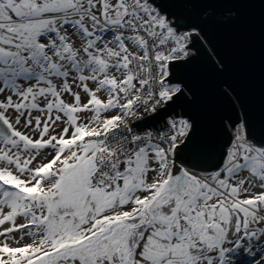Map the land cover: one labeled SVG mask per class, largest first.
Masks as SVG:
<instances>
[{"label":"snow or ice","instance_id":"snow-or-ice-1","mask_svg":"<svg viewBox=\"0 0 264 264\" xmlns=\"http://www.w3.org/2000/svg\"><path fill=\"white\" fill-rule=\"evenodd\" d=\"M257 3L0 0V264H264V99L210 149L191 111Z\"/></svg>","mask_w":264,"mask_h":264},{"label":"water","instance_id":"water-1","mask_svg":"<svg viewBox=\"0 0 264 264\" xmlns=\"http://www.w3.org/2000/svg\"><path fill=\"white\" fill-rule=\"evenodd\" d=\"M241 7L239 21L230 17L218 19L212 26L211 43L199 54L200 62L191 81L199 96V103L191 111L199 122L201 142L207 149L218 139L225 121L239 118L240 108L232 88L244 98L256 131H260L258 105L264 99V8L258 3ZM216 11L222 17L227 9L221 7ZM213 47L227 68L219 75L210 71L215 58Z\"/></svg>","mask_w":264,"mask_h":264}]
</instances>
